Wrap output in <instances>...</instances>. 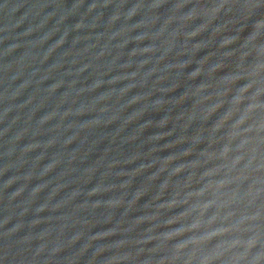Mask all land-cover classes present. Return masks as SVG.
I'll list each match as a JSON object with an SVG mask.
<instances>
[{"label":"water","instance_id":"obj_1","mask_svg":"<svg viewBox=\"0 0 264 264\" xmlns=\"http://www.w3.org/2000/svg\"><path fill=\"white\" fill-rule=\"evenodd\" d=\"M0 264H264V0H0Z\"/></svg>","mask_w":264,"mask_h":264}]
</instances>
